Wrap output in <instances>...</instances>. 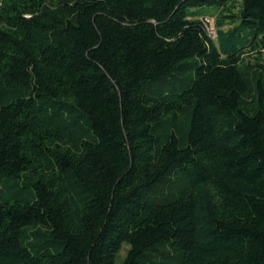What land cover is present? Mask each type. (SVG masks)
<instances>
[{
	"label": "trees",
	"instance_id": "1",
	"mask_svg": "<svg viewBox=\"0 0 264 264\" xmlns=\"http://www.w3.org/2000/svg\"><path fill=\"white\" fill-rule=\"evenodd\" d=\"M123 245L264 264V0H0V264Z\"/></svg>",
	"mask_w": 264,
	"mask_h": 264
},
{
	"label": "rangeland",
	"instance_id": "2",
	"mask_svg": "<svg viewBox=\"0 0 264 264\" xmlns=\"http://www.w3.org/2000/svg\"><path fill=\"white\" fill-rule=\"evenodd\" d=\"M213 18H209V17L207 18V21L209 23V29L212 30V31H210L212 34L214 32V30H213V23H214ZM126 248L127 247L125 245L122 246V249L119 252V257L116 258V264H118L120 259L124 256Z\"/></svg>",
	"mask_w": 264,
	"mask_h": 264
},
{
	"label": "built area",
	"instance_id": "3",
	"mask_svg": "<svg viewBox=\"0 0 264 264\" xmlns=\"http://www.w3.org/2000/svg\"><path fill=\"white\" fill-rule=\"evenodd\" d=\"M210 31H212V30H210ZM213 34H214V32H213Z\"/></svg>",
	"mask_w": 264,
	"mask_h": 264
}]
</instances>
